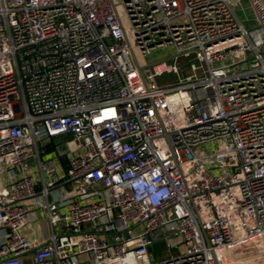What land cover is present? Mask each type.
<instances>
[{
    "label": "built area",
    "instance_id": "1",
    "mask_svg": "<svg viewBox=\"0 0 264 264\" xmlns=\"http://www.w3.org/2000/svg\"><path fill=\"white\" fill-rule=\"evenodd\" d=\"M0 264H264V0H0Z\"/></svg>",
    "mask_w": 264,
    "mask_h": 264
},
{
    "label": "rangeland",
    "instance_id": "2",
    "mask_svg": "<svg viewBox=\"0 0 264 264\" xmlns=\"http://www.w3.org/2000/svg\"><path fill=\"white\" fill-rule=\"evenodd\" d=\"M243 5H244V3H243ZM237 13H238L237 14L238 17L242 21V24H244L245 26H253V12L248 7H245V9L243 8L242 10L237 11ZM170 55H172V50L170 49V47H165V48L153 49L148 54L142 55V58L146 63H153V62H156L158 60L167 58ZM171 79H173L172 75H165L163 77L157 78L156 81L158 84H161L165 81H171ZM64 151H65L64 145H60L57 147V152L63 153ZM52 154L55 155V152L52 151ZM26 163L28 164V166H31L34 164V160L30 159V160L26 161ZM156 250L157 251L161 250V248L160 249L157 248ZM167 252L171 253V254H176V250H174V249L169 250ZM164 253L165 252L159 253L160 258L164 255Z\"/></svg>",
    "mask_w": 264,
    "mask_h": 264
},
{
    "label": "crops",
    "instance_id": "3",
    "mask_svg": "<svg viewBox=\"0 0 264 264\" xmlns=\"http://www.w3.org/2000/svg\"><path fill=\"white\" fill-rule=\"evenodd\" d=\"M244 3V5H242L241 7H238L237 8V10H236V12L237 11H240V10H242L243 8L245 9V7H248V5H247V3L246 2H243ZM242 3V4H243ZM249 8V7H248ZM238 14V13H237ZM41 232H42V228L40 227H34V229H33V232H29L28 233V235H29V237H31V238H38V239H40L41 241H43V238L41 237Z\"/></svg>",
    "mask_w": 264,
    "mask_h": 264
},
{
    "label": "trees",
    "instance_id": "4",
    "mask_svg": "<svg viewBox=\"0 0 264 264\" xmlns=\"http://www.w3.org/2000/svg\"><path fill=\"white\" fill-rule=\"evenodd\" d=\"M63 164L65 165L66 164V162H65V160H63ZM156 247V248H155ZM155 250L157 249V248H161V250L162 249H164V244L162 243V242H159V243H157L156 245H155ZM157 251V250H156ZM159 251V250H158Z\"/></svg>",
    "mask_w": 264,
    "mask_h": 264
},
{
    "label": "water",
    "instance_id": "5",
    "mask_svg": "<svg viewBox=\"0 0 264 264\" xmlns=\"http://www.w3.org/2000/svg\"><path fill=\"white\" fill-rule=\"evenodd\" d=\"M133 62H134V64L136 65V60H135V58H133ZM139 71H140V69H139Z\"/></svg>",
    "mask_w": 264,
    "mask_h": 264
}]
</instances>
